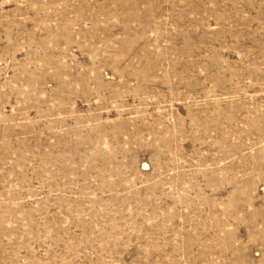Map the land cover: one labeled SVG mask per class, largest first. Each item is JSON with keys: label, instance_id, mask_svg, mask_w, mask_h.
<instances>
[{"label": "rangeland", "instance_id": "374dc122", "mask_svg": "<svg viewBox=\"0 0 264 264\" xmlns=\"http://www.w3.org/2000/svg\"><path fill=\"white\" fill-rule=\"evenodd\" d=\"M0 264H264V0H0Z\"/></svg>", "mask_w": 264, "mask_h": 264}]
</instances>
